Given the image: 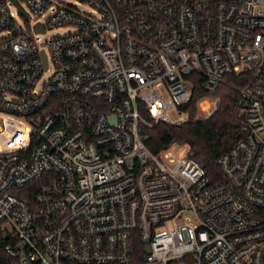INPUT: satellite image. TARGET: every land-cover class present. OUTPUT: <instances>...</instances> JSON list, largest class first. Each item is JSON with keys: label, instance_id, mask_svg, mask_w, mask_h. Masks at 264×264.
<instances>
[{"label": "built area", "instance_id": "built-area-1", "mask_svg": "<svg viewBox=\"0 0 264 264\" xmlns=\"http://www.w3.org/2000/svg\"><path fill=\"white\" fill-rule=\"evenodd\" d=\"M72 1L0 0V264H264V0ZM233 75L220 178L149 148Z\"/></svg>", "mask_w": 264, "mask_h": 264}, {"label": "trees", "instance_id": "trees-1", "mask_svg": "<svg viewBox=\"0 0 264 264\" xmlns=\"http://www.w3.org/2000/svg\"><path fill=\"white\" fill-rule=\"evenodd\" d=\"M247 79L243 75L226 76L216 93L221 99L219 110L208 120L197 121V104L202 91L197 88L193 101L187 110L190 117L180 126L159 124L150 130L147 141L149 148L159 152L172 143L189 144L194 158L205 169L210 180L220 178V171L216 161L229 151L242 137L243 133L237 123L233 104L240 88L246 85ZM137 251L142 252L140 243Z\"/></svg>", "mask_w": 264, "mask_h": 264}, {"label": "rangeland", "instance_id": "rangeland-1", "mask_svg": "<svg viewBox=\"0 0 264 264\" xmlns=\"http://www.w3.org/2000/svg\"><path fill=\"white\" fill-rule=\"evenodd\" d=\"M66 1L69 2L70 4H73V5H74V2H73L72 0H66ZM79 7H80L81 10H84V11H87V12L90 11V9H89L87 6H85V5H81V6H79ZM66 32H67L66 29H55V30H50V31H48L47 34H45V35H41L39 38H40L41 40H43V41H47V40L51 39L52 37H54V36H56V35L64 34V33H66ZM48 76H49V74L46 73V74L44 75V78L46 79ZM169 115H170L173 119H176V118H177V114H176V112H174V111L169 112ZM183 119H186V116H185V115L183 116Z\"/></svg>", "mask_w": 264, "mask_h": 264}, {"label": "water", "instance_id": "water-1", "mask_svg": "<svg viewBox=\"0 0 264 264\" xmlns=\"http://www.w3.org/2000/svg\"><path fill=\"white\" fill-rule=\"evenodd\" d=\"M18 4V3H17ZM22 9V8H21ZM22 13L26 16V17H28V15L23 11V9H22ZM36 32H44V30H43V28L41 27V26H38V27H36ZM45 62H46V59H45ZM46 68H47V63H46ZM191 156L193 157L194 156V153H191ZM150 249L149 248H147V251H149Z\"/></svg>", "mask_w": 264, "mask_h": 264}]
</instances>
